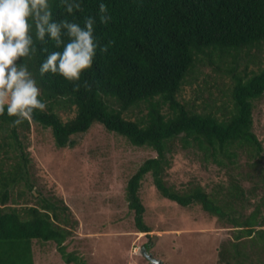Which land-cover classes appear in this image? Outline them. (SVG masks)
Segmentation results:
<instances>
[{"label":"trees","instance_id":"16d2710c","mask_svg":"<svg viewBox=\"0 0 264 264\" xmlns=\"http://www.w3.org/2000/svg\"><path fill=\"white\" fill-rule=\"evenodd\" d=\"M78 2L83 10L68 14L62 0H49L53 21L83 26L86 17H95L99 43H114L106 54L97 49L79 82L90 88L76 92L59 74L40 76L47 55L40 49L62 47L36 41L26 63L47 109L19 126H12L15 117L6 110L0 115V264H35V241L54 242L67 264H87L68 252L66 242L78 225L70 207L60 197L44 196L33 176L32 123L51 129L58 148L73 147L75 135L101 125L133 146L154 150L157 156L141 164L126 189L139 232H152L141 197L150 175L163 198L201 207L233 228V239L220 251L222 262L264 264V197L255 205L251 199L258 181L247 190L230 174L227 184L211 191L197 181L182 189L168 181L175 156L186 153L227 170L240 169L245 159V177L264 185V145L254 131L256 105L264 100V0ZM100 3L112 17L107 25L99 22Z\"/></svg>","mask_w":264,"mask_h":264},{"label":"rangeland","instance_id":"374dc122","mask_svg":"<svg viewBox=\"0 0 264 264\" xmlns=\"http://www.w3.org/2000/svg\"><path fill=\"white\" fill-rule=\"evenodd\" d=\"M256 106L254 131L264 145V100ZM73 139V147L58 148L51 129L32 123L33 176L44 196L62 198L78 221L66 242L68 252H76L87 264H150L144 249L162 264H225L220 251L223 243L233 239V228L201 207L184 208L163 198L150 175L142 184L141 197L152 232L147 235L137 229L127 201V184L145 160L157 156L154 150L133 146L101 125ZM240 162V169H220L192 154L179 153L168 181L180 189L197 181L211 191L235 175L247 190L259 182L251 198L253 205L258 204L264 197V185L247 179L246 161ZM34 258L35 264H67L54 242L35 241Z\"/></svg>","mask_w":264,"mask_h":264},{"label":"clouds","instance_id":"9594fccd","mask_svg":"<svg viewBox=\"0 0 264 264\" xmlns=\"http://www.w3.org/2000/svg\"><path fill=\"white\" fill-rule=\"evenodd\" d=\"M68 14L82 11L78 0H62ZM99 22L107 25L112 17L108 15V6L100 3L98 6ZM96 18H85L83 26L67 19L53 21V13L49 0H0V115L15 117L12 126H19L24 121H31L35 111H46L47 103L41 100L40 88L26 61L37 51L36 41L40 44L55 42L61 51L47 53L39 73L59 74L74 84L73 91L78 92L83 86L90 88L87 81L79 82L82 73L91 68L97 49L106 54L108 44L101 45L95 37L94 26ZM67 37V42L63 39ZM23 58V63L17 61Z\"/></svg>","mask_w":264,"mask_h":264},{"label":"water","instance_id":"95a60500","mask_svg":"<svg viewBox=\"0 0 264 264\" xmlns=\"http://www.w3.org/2000/svg\"><path fill=\"white\" fill-rule=\"evenodd\" d=\"M143 254L150 261V264H162L161 260L156 259L153 254L149 253L146 249H144Z\"/></svg>","mask_w":264,"mask_h":264}]
</instances>
